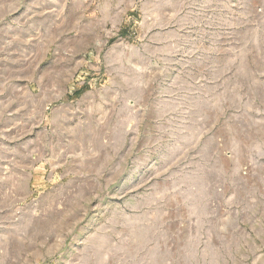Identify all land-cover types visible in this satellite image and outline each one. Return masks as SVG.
<instances>
[{"label":"rangeland","instance_id":"obj_1","mask_svg":"<svg viewBox=\"0 0 264 264\" xmlns=\"http://www.w3.org/2000/svg\"><path fill=\"white\" fill-rule=\"evenodd\" d=\"M0 264H264V0H0Z\"/></svg>","mask_w":264,"mask_h":264},{"label":"bare ground","instance_id":"obj_2","mask_svg":"<svg viewBox=\"0 0 264 264\" xmlns=\"http://www.w3.org/2000/svg\"><path fill=\"white\" fill-rule=\"evenodd\" d=\"M142 235V234H141Z\"/></svg>","mask_w":264,"mask_h":264}]
</instances>
